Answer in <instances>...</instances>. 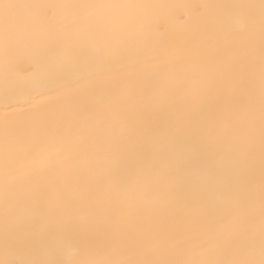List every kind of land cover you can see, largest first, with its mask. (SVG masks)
<instances>
[{
  "label": "snow or ice",
  "instance_id": "obj_1",
  "mask_svg": "<svg viewBox=\"0 0 264 264\" xmlns=\"http://www.w3.org/2000/svg\"><path fill=\"white\" fill-rule=\"evenodd\" d=\"M0 264H264V0H0Z\"/></svg>",
  "mask_w": 264,
  "mask_h": 264
}]
</instances>
